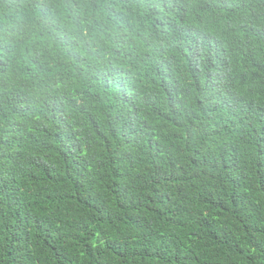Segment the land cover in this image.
Here are the masks:
<instances>
[{
	"label": "trees",
	"instance_id": "trees-1",
	"mask_svg": "<svg viewBox=\"0 0 264 264\" xmlns=\"http://www.w3.org/2000/svg\"><path fill=\"white\" fill-rule=\"evenodd\" d=\"M0 264H264V0H0Z\"/></svg>",
	"mask_w": 264,
	"mask_h": 264
}]
</instances>
